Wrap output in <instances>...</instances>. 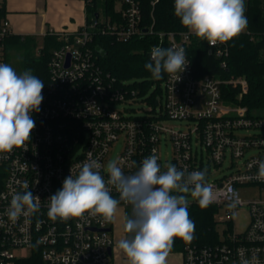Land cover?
<instances>
[{
  "label": "built area",
  "instance_id": "2783aa9c",
  "mask_svg": "<svg viewBox=\"0 0 264 264\" xmlns=\"http://www.w3.org/2000/svg\"><path fill=\"white\" fill-rule=\"evenodd\" d=\"M6 1L0 0V63L7 64L5 44L17 34L6 16ZM80 1L86 5V12L94 2ZM157 2L153 0L152 6ZM117 9L120 20L98 14L77 31L44 34V38H54L61 44L52 50L48 61V84L40 111L31 114L36 122L31 139L26 142V150L20 147L0 153V264H20L30 259L29 264H38L37 257L42 264H115L110 253L115 220L105 222L86 213L83 219L53 221L47 212L48 199L62 188L71 170L76 175V166L89 158L106 166L119 143L122 149L117 160L126 175L135 173L141 161L153 153L159 157L162 171L168 164L187 172L207 171L212 189L209 204L217 207L216 220L227 229L218 232L220 241L215 245L187 246L182 252L183 264H264V201L244 202L239 192L240 187L248 186L264 191V182L254 179L258 172L255 162L264 160V115L241 104L248 91L247 81L220 80L209 74L196 77L187 54L192 32L170 33L169 48L183 47L188 64L178 81L167 74L164 103L155 100L147 116H127L115 105H130L137 100V92L100 69L94 37L100 33L129 42L152 33V27H141L140 0H121ZM160 37L162 42L164 35ZM211 47L216 57H228L226 43ZM226 66L223 61L222 67ZM223 85L240 89L236 102L224 99ZM167 121L185 122V129L169 128L164 125ZM242 131L258 133L241 135ZM164 141L172 146V160L167 163L161 157ZM253 151L258 154L250 155ZM227 157L232 173L211 179L210 166L221 167ZM101 174L107 179L104 167ZM25 182L33 196L40 198V210L12 222L6 210L13 194L25 191ZM111 194L119 199L115 188ZM242 207L249 208L250 222L245 232L237 233L233 221ZM130 208L124 201L118 206L124 212ZM22 250H30L32 255L17 254Z\"/></svg>",
  "mask_w": 264,
  "mask_h": 264
},
{
  "label": "clouds",
  "instance_id": "9594fccd",
  "mask_svg": "<svg viewBox=\"0 0 264 264\" xmlns=\"http://www.w3.org/2000/svg\"><path fill=\"white\" fill-rule=\"evenodd\" d=\"M245 0H175L174 14L181 24L210 46L225 44L238 37L247 27ZM188 64L183 47H154L151 62L145 68L154 80L167 73L175 81ZM44 82L31 69L22 74L6 63H0V153L25 147L35 128L33 112L40 111ZM26 150V147H25ZM159 157L153 153L141 161L139 169L126 175L118 160L102 166L96 159L77 165L79 172L66 177L62 188L49 200L48 217L56 221L73 218L102 217L105 222L116 219L121 201L132 206V215L125 216L124 231L131 234L119 241L129 264H166L175 238L192 240L195 224L190 219L188 194L198 199L201 207L210 203L211 185L207 171L178 170L168 164L161 170ZM254 179L264 182V160L255 162ZM107 179L101 174V168ZM111 186V187H110ZM13 194L6 210L12 222L40 210V198L33 196L29 185ZM112 188L119 199L112 196ZM230 206H234L230 205Z\"/></svg>",
  "mask_w": 264,
  "mask_h": 264
},
{
  "label": "trees",
  "instance_id": "16d2710c",
  "mask_svg": "<svg viewBox=\"0 0 264 264\" xmlns=\"http://www.w3.org/2000/svg\"><path fill=\"white\" fill-rule=\"evenodd\" d=\"M121 0H94L87 7V21L90 23L98 14L112 21L121 19V12L117 5ZM153 0H140L142 10L141 27H152V33L145 34L142 38H136L129 42H118L110 35L98 34L94 37V48L98 55V65L105 75L116 79L117 83L125 84V81L142 80L138 88L131 86L140 97L152 84L157 83L160 98L167 73L161 80H154L151 73L145 68V64L151 62V52L154 47L161 44L163 48H169L168 34L179 35L190 31L185 28L174 14L175 0H158L152 6ZM248 19L246 29L236 38L227 42L228 57L218 58L214 49L206 40L197 38L192 33L191 41L187 48V54L192 62L196 77L209 74L220 80L245 78L248 83V93L241 102L252 112H264V0H245ZM4 14V10L3 13ZM164 35L162 42L160 35ZM158 36V37H157ZM193 36V37H192ZM32 38V37H31ZM30 36L14 35L6 41L5 52L7 64L9 52L23 49L28 45ZM45 47L41 50V56L37 57L31 48H26L20 66L23 71L31 69L33 75L44 82L42 94L45 93L48 84V61L52 50L60 46V41L54 38H44ZM223 61L227 66L222 67ZM223 97L226 101L236 102L239 94L238 87L222 86ZM156 102H152V105ZM216 206L208 204L201 207L198 202L189 204L190 219L195 224L193 239L188 241L183 238H175L170 253H182L187 246H208L219 243L218 221L216 220ZM132 208L125 211L124 216H131ZM33 260V259H32ZM30 260L20 264H29ZM38 264H42L37 257Z\"/></svg>",
  "mask_w": 264,
  "mask_h": 264
},
{
  "label": "rangeland",
  "instance_id": "374dc122",
  "mask_svg": "<svg viewBox=\"0 0 264 264\" xmlns=\"http://www.w3.org/2000/svg\"><path fill=\"white\" fill-rule=\"evenodd\" d=\"M9 0L6 1V4H8ZM31 3V0L25 3V11H34V7H29ZM51 8V7H50ZM48 9V13L50 15L54 14V9ZM31 38V37H30ZM28 45L23 46V49L19 50H14L12 52H9V62L8 64L12 66L18 74H22L24 71L21 68V60L23 57V54L26 52V48H31L34 51L35 56L40 57L41 53L40 51L44 49L45 47V41L44 37L40 36H32L31 39L27 40ZM242 79H245L241 77ZM246 80V79H245ZM247 81V80H246ZM126 85H131L135 86L138 88V93L140 94V87L139 84L142 83V80H130V81H125L124 82ZM161 88L163 89V83L160 84ZM248 93V91H247ZM246 93V94H247ZM245 94V95H246ZM155 100H159L161 103H164V97L159 96L158 93V85L157 83L152 84L144 93L137 98L136 101L131 103L130 105L128 104H117L115 105V108L117 110L123 111L126 113L127 116H132V117H142V116H147L150 114V109L152 107V102ZM159 112V109L156 110ZM257 113V112H256ZM257 114L259 115H264V112H258ZM165 126L173 129H185V122H176V121H167L164 124ZM253 133H258L255 131H251L250 133H247L245 131H242L240 134L241 135H248V134H253ZM122 149L121 143H119L115 148L112 150L111 155H110V160H117L120 152ZM200 149V148H199ZM205 154V152H204ZM251 154H258L257 151H253L250 153ZM161 157L164 163H167V161L171 162L172 160V146L169 142L165 143V141L161 144ZM232 162L230 157H227L225 162L221 167H215L213 165L210 166V178L213 180H219L223 178L224 176L229 175L232 173ZM239 192L241 194V198L244 202H250V201H264V191L261 190V188L257 186H248V187H240ZM188 200L189 204H194L197 202V198L192 197L190 194H188ZM223 215V211L220 210V216ZM123 217V212L121 209L117 211V219L122 220ZM250 222V211L248 207H242L237 210L235 214V218L233 221V226H234V231L237 233H243L247 229L248 225ZM218 232L226 230L227 225L221 224L218 225ZM131 234L128 233V237H130ZM17 254H23L24 256H31L32 252L30 250H22L21 252H17ZM180 257V254L178 253H170L168 257L166 258V264H176V259ZM173 261V262H172Z\"/></svg>",
  "mask_w": 264,
  "mask_h": 264
},
{
  "label": "crops",
  "instance_id": "0c3cea01",
  "mask_svg": "<svg viewBox=\"0 0 264 264\" xmlns=\"http://www.w3.org/2000/svg\"><path fill=\"white\" fill-rule=\"evenodd\" d=\"M28 1L9 0L5 5L6 16L17 35L44 37L49 31H77L87 23L86 5L80 0H31L29 7L35 10L25 11V3ZM48 7L54 9L53 15L48 13ZM122 212V220H118L116 215L112 231V256L115 264H129L127 256L119 248V241L128 237L124 231L125 212ZM178 254L180 257L176 259V264H183L182 253Z\"/></svg>",
  "mask_w": 264,
  "mask_h": 264
},
{
  "label": "water",
  "instance_id": "95a60500",
  "mask_svg": "<svg viewBox=\"0 0 264 264\" xmlns=\"http://www.w3.org/2000/svg\"><path fill=\"white\" fill-rule=\"evenodd\" d=\"M112 252V250L110 249V253Z\"/></svg>",
  "mask_w": 264,
  "mask_h": 264
},
{
  "label": "bare ground",
  "instance_id": "6f19581e",
  "mask_svg": "<svg viewBox=\"0 0 264 264\" xmlns=\"http://www.w3.org/2000/svg\"><path fill=\"white\" fill-rule=\"evenodd\" d=\"M158 37V36H157ZM193 37V36H192ZM192 63V62H191Z\"/></svg>",
  "mask_w": 264,
  "mask_h": 264
}]
</instances>
